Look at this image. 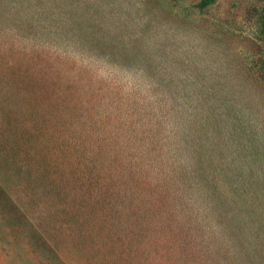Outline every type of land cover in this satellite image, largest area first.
Returning a JSON list of instances; mask_svg holds the SVG:
<instances>
[{"label":"rangeland","instance_id":"rangeland-1","mask_svg":"<svg viewBox=\"0 0 264 264\" xmlns=\"http://www.w3.org/2000/svg\"><path fill=\"white\" fill-rule=\"evenodd\" d=\"M0 264H264V0H0Z\"/></svg>","mask_w":264,"mask_h":264}]
</instances>
